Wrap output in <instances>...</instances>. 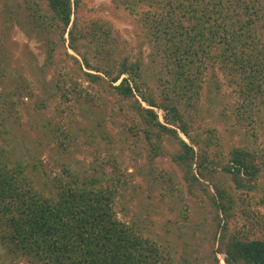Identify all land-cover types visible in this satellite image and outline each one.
<instances>
[{"label": "rangeland", "instance_id": "374dc122", "mask_svg": "<svg viewBox=\"0 0 264 264\" xmlns=\"http://www.w3.org/2000/svg\"><path fill=\"white\" fill-rule=\"evenodd\" d=\"M148 1L82 0L80 15L84 24L118 27L140 51L145 87L159 91L168 76L153 38ZM35 11L48 25L45 0H0V146L10 163L24 165L46 195L57 190L58 179H66L64 170L79 179L108 182L115 188L116 216L157 242L160 264H215L218 221L207 196L188 191L182 169L171 159L174 143L165 139L162 152L152 156L128 101L105 83L84 79L66 55V50L75 55L67 48L66 34L63 41L50 26L34 25ZM213 68L205 71V81L214 83L217 74L219 88H204L195 106L185 109L190 133L198 141L195 147L206 150L216 166L210 189L218 184L234 198L229 227L264 237V170L257 190L246 192L234 189L218 166L235 146L264 155V103L245 106L218 65ZM216 257L224 263L223 253ZM0 264L34 262L9 251L0 238Z\"/></svg>", "mask_w": 264, "mask_h": 264}, {"label": "trees", "instance_id": "16d2710c", "mask_svg": "<svg viewBox=\"0 0 264 264\" xmlns=\"http://www.w3.org/2000/svg\"><path fill=\"white\" fill-rule=\"evenodd\" d=\"M45 3L48 25L37 11L34 25L50 26L63 41L66 34L67 48L75 53L66 50V55L84 79L105 83L128 101L152 156L162 152L165 139L174 143L171 159L182 169L188 191L203 192L218 221L214 263L264 264V237L251 238L229 227L234 198L218 184L210 189L216 166L206 150L195 147L198 141L185 115L204 88H219L217 74L212 75L214 83L204 77L215 65L245 106L264 103V0H149L152 34L168 76L159 91L157 86L145 87L140 51L118 27L110 22L84 24L82 0ZM218 166L234 189L256 191L264 155L235 146ZM64 171L66 179H58L57 190L46 195L25 174V166L11 164L0 146V238L9 251L34 264H160L157 242L116 216L115 188ZM217 253H223L224 263Z\"/></svg>", "mask_w": 264, "mask_h": 264}]
</instances>
